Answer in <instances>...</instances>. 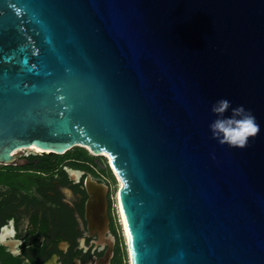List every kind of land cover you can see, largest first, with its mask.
<instances>
[{
	"label": "water",
	"instance_id": "95a60500",
	"mask_svg": "<svg viewBox=\"0 0 264 264\" xmlns=\"http://www.w3.org/2000/svg\"><path fill=\"white\" fill-rule=\"evenodd\" d=\"M74 148L108 156L130 264H264V0H0V164Z\"/></svg>",
	"mask_w": 264,
	"mask_h": 264
},
{
	"label": "flooded vegetation",
	"instance_id": "af4514ba",
	"mask_svg": "<svg viewBox=\"0 0 264 264\" xmlns=\"http://www.w3.org/2000/svg\"><path fill=\"white\" fill-rule=\"evenodd\" d=\"M31 152L0 164V264H130L106 159Z\"/></svg>",
	"mask_w": 264,
	"mask_h": 264
},
{
	"label": "clouds",
	"instance_id": "9594fccd",
	"mask_svg": "<svg viewBox=\"0 0 264 264\" xmlns=\"http://www.w3.org/2000/svg\"><path fill=\"white\" fill-rule=\"evenodd\" d=\"M210 112L215 117L208 125L210 136L222 145L232 148H245L250 138L261 131L256 116L244 105L233 106L227 98H219L212 102ZM28 223L25 221V228ZM5 241L0 239V244ZM83 245V241H81ZM13 255H20L19 247L12 250ZM27 264V262H26Z\"/></svg>",
	"mask_w": 264,
	"mask_h": 264
},
{
	"label": "bare ground",
	"instance_id": "6f19581e",
	"mask_svg": "<svg viewBox=\"0 0 264 264\" xmlns=\"http://www.w3.org/2000/svg\"><path fill=\"white\" fill-rule=\"evenodd\" d=\"M27 151H30L31 152L32 150L28 149ZM101 155H104L105 158L108 159V156L106 154H101ZM117 207H118V213H119V216H120V220H121V223H122V227L124 229V225H123V210H122V202H121V187H120V184H119L118 193H117Z\"/></svg>",
	"mask_w": 264,
	"mask_h": 264
},
{
	"label": "rangeland",
	"instance_id": "374dc122",
	"mask_svg": "<svg viewBox=\"0 0 264 264\" xmlns=\"http://www.w3.org/2000/svg\"><path fill=\"white\" fill-rule=\"evenodd\" d=\"M81 150H85V149H82V148H79ZM22 155L24 156H30V155H34V153L30 152V151H25L23 153H21ZM96 156V155H95ZM101 156H104V155H101ZM105 157V156H104ZM98 158H101V157H98ZM108 160V159H107ZM106 160V161H107ZM108 162V161H107ZM118 187H119V184H118ZM117 193H118V188H117V192H116V198H117Z\"/></svg>",
	"mask_w": 264,
	"mask_h": 264
},
{
	"label": "trees",
	"instance_id": "16d2710c",
	"mask_svg": "<svg viewBox=\"0 0 264 264\" xmlns=\"http://www.w3.org/2000/svg\"><path fill=\"white\" fill-rule=\"evenodd\" d=\"M74 150H81V149H79V148H74Z\"/></svg>",
	"mask_w": 264,
	"mask_h": 264
}]
</instances>
